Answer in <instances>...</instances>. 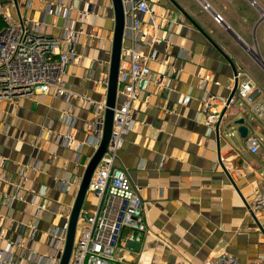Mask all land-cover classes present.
Returning <instances> with one entry per match:
<instances>
[{
    "label": "crops",
    "instance_id": "0c3cea01",
    "mask_svg": "<svg viewBox=\"0 0 264 264\" xmlns=\"http://www.w3.org/2000/svg\"><path fill=\"white\" fill-rule=\"evenodd\" d=\"M152 2L155 14L164 16L154 22L161 25L158 35L171 25L173 37L149 65V90L134 106L135 124L117 156L116 167L139 192L147 226L138 242L124 234L120 264H205L222 254L264 264V210L250 207L264 186V122L248 127L247 135L261 142L252 154L228 128L245 110L233 104L223 113L247 80L264 103V0ZM8 14L29 29L39 24L38 35L46 38L61 40L66 28L76 36L78 62L62 76L67 100L51 90L0 107V249L19 241L46 255L47 235L67 222L93 154L85 142L104 104L114 16L110 0H14ZM141 18L146 24L149 17ZM126 32L123 48L146 53L148 37L138 45ZM65 50L59 45L57 51ZM120 67H127L126 60ZM234 72L244 76L234 82ZM210 97L223 121L214 127L206 125L202 108ZM68 133L74 138L70 149L62 142ZM16 192L25 201L8 208L4 199Z\"/></svg>",
    "mask_w": 264,
    "mask_h": 264
},
{
    "label": "built area",
    "instance_id": "2783aa9c",
    "mask_svg": "<svg viewBox=\"0 0 264 264\" xmlns=\"http://www.w3.org/2000/svg\"><path fill=\"white\" fill-rule=\"evenodd\" d=\"M13 3L14 0H0V107L5 102L32 99L51 90L57 97L67 100L68 94L63 89L62 76L68 65L78 62L72 51L76 41L75 34L66 28L61 40L38 35L39 24H34L29 29L22 22H15L8 14ZM123 4L126 30L135 35V43L138 45L145 36L150 40V45L147 46L146 53L143 52L145 48H123L121 62L126 60L127 67L119 69L110 142L88 185L85 202H89V207H83L79 214L68 264H120L119 253L123 249L124 234L128 232L134 235L129 241L138 242L139 235L146 234L147 231L139 192L131 186L124 171L116 167V161L124 137L135 124L134 106L149 90V65L158 60L159 47L171 45L173 35L171 25L165 28L163 35H158L161 25L154 22L164 19V16L155 14L152 0H123ZM83 12L89 13V7ZM144 15L149 17L146 24H142L141 17ZM214 21L216 24L221 23L218 16ZM126 38L128 39L127 36ZM59 45L66 48L64 53L57 51ZM241 76H244L243 73L234 72L232 80L238 82ZM102 85L106 92L107 77L103 79ZM260 93L250 81H244L236 89L234 98L223 105V110L239 104L251 115L254 123L264 122V103L256 100ZM84 102L92 106L90 102ZM214 104L215 98L212 97L202 104L205 122L209 127L223 122L222 116L212 111ZM66 118L67 125L71 127L70 113ZM102 128L103 105L98 107L93 133L88 135L85 142V146L93 153L100 144ZM62 142L65 148L70 149L74 138L68 133L62 138ZM245 144L252 154L258 153L261 147L260 140L254 136L247 135ZM80 160L78 152L76 163ZM24 201L20 193L16 192L7 196L4 204L11 208L13 203ZM33 201L32 198L30 203ZM250 207L255 213L264 210V186L255 194ZM67 222L47 235L50 239L48 254L31 253L19 241L8 242L0 249V264H59L65 246ZM34 232L35 227L32 226L30 240ZM205 264L242 263L232 256L222 254L210 258Z\"/></svg>",
    "mask_w": 264,
    "mask_h": 264
},
{
    "label": "water",
    "instance_id": "95a60500",
    "mask_svg": "<svg viewBox=\"0 0 264 264\" xmlns=\"http://www.w3.org/2000/svg\"><path fill=\"white\" fill-rule=\"evenodd\" d=\"M110 2L114 16V28L107 72V86L103 104L102 138L97 150L89 158V161L85 166L83 175L81 177L79 187L68 217L65 246L59 264H68L69 262L75 239L78 217L85 205L88 194V185L101 159L107 152V148L111 138L113 110L116 104L117 82L120 63L122 60L123 44L127 36V25L125 22V6L123 4V0H110ZM205 9H207L206 6ZM216 17L217 16H215V18ZM226 30L228 31V28H226ZM233 95L234 92L232 96ZM223 113H225V111ZM250 119L251 115L245 111L243 117L239 118L238 120H234L231 123H228L229 126H227L228 128L236 129V133L239 138L241 140H245L248 134V127L254 123V121ZM218 133L219 132L217 129V135Z\"/></svg>",
    "mask_w": 264,
    "mask_h": 264
},
{
    "label": "rangeland",
    "instance_id": "374dc122",
    "mask_svg": "<svg viewBox=\"0 0 264 264\" xmlns=\"http://www.w3.org/2000/svg\"><path fill=\"white\" fill-rule=\"evenodd\" d=\"M85 208L86 207H89V202L87 201V202H85V206H84Z\"/></svg>",
    "mask_w": 264,
    "mask_h": 264
},
{
    "label": "trees",
    "instance_id": "16d2710c",
    "mask_svg": "<svg viewBox=\"0 0 264 264\" xmlns=\"http://www.w3.org/2000/svg\"><path fill=\"white\" fill-rule=\"evenodd\" d=\"M1 27H2V23H1V21H0V29H1Z\"/></svg>",
    "mask_w": 264,
    "mask_h": 264
}]
</instances>
